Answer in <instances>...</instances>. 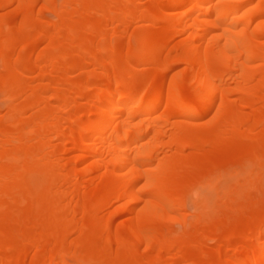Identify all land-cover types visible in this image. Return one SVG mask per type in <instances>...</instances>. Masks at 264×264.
I'll use <instances>...</instances> for the list:
<instances>
[{"label":"bare ground","instance_id":"bare-ground-1","mask_svg":"<svg viewBox=\"0 0 264 264\" xmlns=\"http://www.w3.org/2000/svg\"><path fill=\"white\" fill-rule=\"evenodd\" d=\"M71 261L264 264V0H0V264Z\"/></svg>","mask_w":264,"mask_h":264},{"label":"rangeland","instance_id":"rangeland-1","mask_svg":"<svg viewBox=\"0 0 264 264\" xmlns=\"http://www.w3.org/2000/svg\"><path fill=\"white\" fill-rule=\"evenodd\" d=\"M200 186H201V185H200ZM200 186H199V188H200ZM214 195H215L214 192H211L210 195H209V193H208L207 197H205V199H204L203 201H200V202H199V204L201 203L200 205H197L196 208H193V209H190V208H189V210H188V214H193V213L195 212V213H197V214L199 213V214H203V215L205 214V215H206L207 212H203L202 210H204V211H208L207 209L212 205V203H213V201H214V200L212 201V199L215 198ZM210 196H211V197H210ZM200 206H202V207L205 206V207L202 208V207H200ZM207 206H209V207L207 208ZM204 208H205V209H204ZM198 209H200V212H199ZM193 211H194V212H193ZM123 218H124V219H121V222L125 220V217H123ZM193 219H194L193 217H190L189 220H193ZM236 227H237V228H236ZM236 227H235V229H234V232H237V231L239 230V229H238L239 227H238V226H236ZM71 263H72V264H83V262H81V261H80V262H79V261H71ZM84 264H85V263H84ZM86 264H87V263H86Z\"/></svg>","mask_w":264,"mask_h":264}]
</instances>
